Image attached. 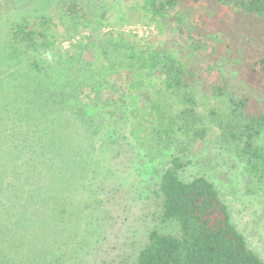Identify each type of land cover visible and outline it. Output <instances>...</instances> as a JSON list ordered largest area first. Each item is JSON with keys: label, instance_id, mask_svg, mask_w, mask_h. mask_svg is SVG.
<instances>
[{"label": "trees", "instance_id": "trees-1", "mask_svg": "<svg viewBox=\"0 0 264 264\" xmlns=\"http://www.w3.org/2000/svg\"><path fill=\"white\" fill-rule=\"evenodd\" d=\"M116 1L60 0L58 19L26 18L9 31L0 54V264L81 254L97 226L102 199L92 186L109 132L118 133L114 149L131 142L148 161L167 158L146 186L172 231L149 230L129 264H264L208 175L184 177L213 143L243 165L248 192L264 197V0H202L218 25L208 29L204 15L196 19L201 0H135L158 33L140 38L103 30ZM79 27L88 38L64 49ZM229 66L243 86L231 83Z\"/></svg>", "mask_w": 264, "mask_h": 264}, {"label": "rangeland", "instance_id": "rangeland-1", "mask_svg": "<svg viewBox=\"0 0 264 264\" xmlns=\"http://www.w3.org/2000/svg\"><path fill=\"white\" fill-rule=\"evenodd\" d=\"M59 2L60 0H0V54L3 55L7 50L9 31L14 24L26 18L44 15L58 19ZM194 3L198 6L196 19L201 21V16L204 15L201 22L205 29L210 25L218 26L212 24L214 16L209 19L202 13L201 5L205 2L201 0ZM111 9L109 20L103 24L104 31L109 28L120 29L131 32L138 38L158 35L154 24L142 22L135 0H117ZM225 13L226 10L224 15ZM165 34L169 38L179 36L171 29H167ZM89 35L88 29L79 27L73 41H64V49ZM225 72L233 85L243 86L236 68L229 66ZM106 96L112 97L115 94L106 91ZM127 124L126 118H119L115 127L123 133ZM112 134L108 133L110 142L104 147L99 144L98 158L102 167L98 169L101 173L92 186L94 194L102 199L96 207L97 226L88 234V245L81 250V254L64 264H129L147 243L149 230L158 228L161 231H172V226L160 223L157 198L153 194L149 195L146 186L153 172L155 175L156 170H163L167 158L156 162L148 161L131 142L114 149L115 144L110 143L117 138L118 133ZM199 172L206 173L219 188L230 206L234 222L245 234L249 245L264 259V197L248 192L243 165L234 156L218 149L215 144L208 143L203 152L194 158L193 163L187 165L184 177L191 178ZM88 194L90 195V191Z\"/></svg>", "mask_w": 264, "mask_h": 264}, {"label": "built area", "instance_id": "built-area-1", "mask_svg": "<svg viewBox=\"0 0 264 264\" xmlns=\"http://www.w3.org/2000/svg\"><path fill=\"white\" fill-rule=\"evenodd\" d=\"M145 31H148L147 29H145ZM134 32H137V30H134Z\"/></svg>", "mask_w": 264, "mask_h": 264}]
</instances>
